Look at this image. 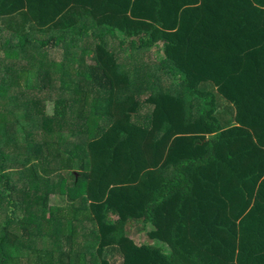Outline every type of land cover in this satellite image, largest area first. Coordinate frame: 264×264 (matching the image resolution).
Masks as SVG:
<instances>
[{
  "label": "trees",
  "instance_id": "1",
  "mask_svg": "<svg viewBox=\"0 0 264 264\" xmlns=\"http://www.w3.org/2000/svg\"><path fill=\"white\" fill-rule=\"evenodd\" d=\"M0 264H264V0H0Z\"/></svg>",
  "mask_w": 264,
  "mask_h": 264
},
{
  "label": "rangeland",
  "instance_id": "2",
  "mask_svg": "<svg viewBox=\"0 0 264 264\" xmlns=\"http://www.w3.org/2000/svg\"><path fill=\"white\" fill-rule=\"evenodd\" d=\"M220 99H221V101H225L222 98H220ZM51 204L52 205H56L57 202L54 201L52 203V201H51ZM128 232H129V235L135 240L136 243L142 244V243H148L149 242V244H151V245L163 246L162 243H160V242H157V241H154V240L153 241H148L147 238H146L145 233L136 236L135 233H134V227L130 228V230H128Z\"/></svg>",
  "mask_w": 264,
  "mask_h": 264
},
{
  "label": "crops",
  "instance_id": "3",
  "mask_svg": "<svg viewBox=\"0 0 264 264\" xmlns=\"http://www.w3.org/2000/svg\"><path fill=\"white\" fill-rule=\"evenodd\" d=\"M60 200H63V199H62V198H59L58 201H60ZM51 201H52V203H53V202L55 201V199H54L53 197L50 198V204H49V206L51 207V210H53L52 208H54V207H58V206H57V204H56V205H52V204H51ZM55 202H56V201H55ZM58 204H59V203H58ZM60 204H61V203H60ZM60 206H61V205H60Z\"/></svg>",
  "mask_w": 264,
  "mask_h": 264
}]
</instances>
